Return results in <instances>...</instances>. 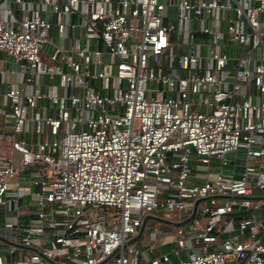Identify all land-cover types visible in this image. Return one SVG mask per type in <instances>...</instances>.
Segmentation results:
<instances>
[{
  "label": "built area",
  "instance_id": "2783aa9c",
  "mask_svg": "<svg viewBox=\"0 0 264 264\" xmlns=\"http://www.w3.org/2000/svg\"><path fill=\"white\" fill-rule=\"evenodd\" d=\"M0 52V264H264V0H0Z\"/></svg>",
  "mask_w": 264,
  "mask_h": 264
},
{
  "label": "crops",
  "instance_id": "0c3cea01",
  "mask_svg": "<svg viewBox=\"0 0 264 264\" xmlns=\"http://www.w3.org/2000/svg\"><path fill=\"white\" fill-rule=\"evenodd\" d=\"M41 4V3H40ZM12 7H13V9H14V4H12ZM40 9L43 11V14H44V12L45 11H48V15H49V8H48V6H46L45 5V8L44 9H42L41 8V6H40ZM52 32H53V30H52ZM72 33V30H70V34ZM3 55H2V53L0 52V58L2 57ZM0 63H1V61H0ZM2 102L3 103H5V98L4 97H2ZM6 117V118H5ZM5 117L3 118L2 116H0V151H8V145H7V140H6V135L9 133V132H11V127H10V124H9V120H10V118H11V114L7 111L6 112V115H5ZM31 136V135H30ZM32 138H35L36 137V135H33L32 134V136H31ZM13 150H12V152H11V157H12V160H13V162H14V157H13ZM17 162H18V160H17ZM32 172V169H29V168H24L22 171H21V173H20V181H21V184L22 185H27V184H29V182H28V178H29V176H30V174L29 173H31ZM40 237H38L37 236V238H38V240H39V242H41V243H45V244H48L49 243V237L47 236V235H39ZM173 235L172 234H170L169 235V237H168V239H169V241L171 242L172 241V237ZM146 240V237L144 238V240H138L137 241V243L138 244H140V243H143V241H145ZM210 241H212V243H216V242H218V238H215V237H211V239H210ZM197 243V242H196ZM169 245H170V243H166V244H163V245H161V246H159V249H161V250H165V249H167L168 247H169ZM21 252H27V249H21V251L20 250H16V251H14L13 253H12V256L14 257V258H18L19 256H20V253ZM180 254L182 255V256H185V254H186V252H185V250H183V249H181L180 250ZM10 264H14L13 262H11Z\"/></svg>",
  "mask_w": 264,
  "mask_h": 264
},
{
  "label": "water",
  "instance_id": "95a60500",
  "mask_svg": "<svg viewBox=\"0 0 264 264\" xmlns=\"http://www.w3.org/2000/svg\"><path fill=\"white\" fill-rule=\"evenodd\" d=\"M34 1H37V0H34ZM172 1H174V0H172ZM40 6H41L42 9L45 8V5L43 3H41ZM172 13L173 14L175 13V6L174 5L172 6ZM44 16L45 17L48 16V11H45L44 12ZM192 22H194V21L192 20ZM229 53L231 55V47H230ZM10 59H11V56H5L4 59L1 62V67L2 68H5V67L6 68H17L18 67V64L15 63V62H12V61L10 62L9 61ZM76 81H77V83L79 82L78 76H76ZM70 91H71V89L69 88L68 89V93ZM100 93H102V90L100 91ZM41 103H44V99L41 100ZM65 104L67 106H69V100H68V98L65 99ZM41 114H43V111L42 110H41ZM233 154H234L233 152H227V153H225V157L227 159V165H230L231 164V159L233 157ZM237 155H240V154L237 153ZM241 170H242V167H238V166H235L234 167V171H236V172H241ZM225 171L228 172V170H225ZM18 200L21 201V197H19ZM244 211H245V203L241 204L239 206V208L236 210V212H239V214L237 216H235V217H239L240 216V213H242ZM0 213H2V208L1 207H0ZM23 225H25V224H23ZM141 230H142V225L140 227V230H139L138 234L136 236H134L133 238H131L129 241H133V240L137 239V237L140 235ZM259 234H260V232L257 235H259ZM207 236H211V233H208ZM33 264H38V263H33Z\"/></svg>",
  "mask_w": 264,
  "mask_h": 264
},
{
  "label": "rangeland",
  "instance_id": "374dc122",
  "mask_svg": "<svg viewBox=\"0 0 264 264\" xmlns=\"http://www.w3.org/2000/svg\"><path fill=\"white\" fill-rule=\"evenodd\" d=\"M171 19H172V21H175L174 16H171ZM223 27H224V25H223V23H222V28H223ZM195 39H196V41H198V42H202V41H203V37H201V36H199V35H197ZM2 55H4V54L2 53ZM0 64H1V63H0ZM0 66H1V65H0ZM19 156H20V154H19L17 151H14V152H13V157H14V163H15V164H17V160H18ZM212 162H213V163H212L213 165L217 163L216 160H213ZM262 203H263V200H262V199H260V198H258V197H255V198H252V199L249 200V206H248V207L251 209V208H253L254 206H256V205H258V204H262ZM48 204H49V203H48ZM260 209H264V205H261ZM56 213L60 214L61 211H60V210H56ZM158 214L161 215L160 212H158ZM7 217H8V216H7ZM172 217H173V215H172ZM154 221H155L154 219L149 218V219L147 220V222H146V225H147V226H150V225H152V224L154 223ZM147 226H146L145 230L148 231L149 227H147ZM168 237H169V235L165 236V235H162L161 233L152 232L151 230L148 231V239H150L151 242H152L153 244L157 243V241L160 240V239L167 240ZM144 238H145V234L141 235V236L136 240V242H137L138 240H144ZM134 243H135V242H134Z\"/></svg>",
  "mask_w": 264,
  "mask_h": 264
}]
</instances>
